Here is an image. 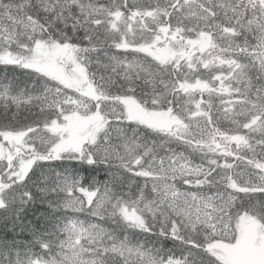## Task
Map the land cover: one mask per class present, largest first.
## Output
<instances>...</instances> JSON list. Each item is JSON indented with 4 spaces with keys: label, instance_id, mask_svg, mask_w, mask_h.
Masks as SVG:
<instances>
[{
    "label": "snow or ice",
    "instance_id": "1",
    "mask_svg": "<svg viewBox=\"0 0 264 264\" xmlns=\"http://www.w3.org/2000/svg\"><path fill=\"white\" fill-rule=\"evenodd\" d=\"M0 67V194L109 169L28 264H264V0H0Z\"/></svg>",
    "mask_w": 264,
    "mask_h": 264
},
{
    "label": "trees",
    "instance_id": "2",
    "mask_svg": "<svg viewBox=\"0 0 264 264\" xmlns=\"http://www.w3.org/2000/svg\"><path fill=\"white\" fill-rule=\"evenodd\" d=\"M57 172L79 173L89 178L85 183L91 179L99 182L109 179V169L103 164L88 166L56 161L50 167H35L25 182L0 194L5 204L0 207V264H28L32 259L47 257L48 253L41 245L56 241L58 226L66 216L60 207L63 195L51 191L50 181ZM84 218L81 214L80 219ZM94 222L110 230L116 227L111 222ZM164 243L168 247L172 246V241Z\"/></svg>",
    "mask_w": 264,
    "mask_h": 264
},
{
    "label": "clouds",
    "instance_id": "3",
    "mask_svg": "<svg viewBox=\"0 0 264 264\" xmlns=\"http://www.w3.org/2000/svg\"><path fill=\"white\" fill-rule=\"evenodd\" d=\"M49 264H51V262L49 261Z\"/></svg>",
    "mask_w": 264,
    "mask_h": 264
}]
</instances>
